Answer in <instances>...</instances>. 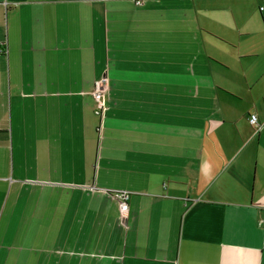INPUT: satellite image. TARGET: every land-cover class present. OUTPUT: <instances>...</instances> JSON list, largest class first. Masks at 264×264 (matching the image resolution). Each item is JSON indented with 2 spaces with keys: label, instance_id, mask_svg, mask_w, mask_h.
<instances>
[{
  "label": "crops",
  "instance_id": "1",
  "mask_svg": "<svg viewBox=\"0 0 264 264\" xmlns=\"http://www.w3.org/2000/svg\"><path fill=\"white\" fill-rule=\"evenodd\" d=\"M261 7L0 0V264H264Z\"/></svg>",
  "mask_w": 264,
  "mask_h": 264
},
{
  "label": "built area",
  "instance_id": "2",
  "mask_svg": "<svg viewBox=\"0 0 264 264\" xmlns=\"http://www.w3.org/2000/svg\"><path fill=\"white\" fill-rule=\"evenodd\" d=\"M136 5L141 4V0H134ZM261 10L264 9V7L260 8ZM3 51L1 45H0V53ZM94 90H93V96L96 102V108H95V114L102 118L103 113L106 110L105 105V95H104V87H103V80L98 79L94 82ZM249 123L252 125V127L255 129V131H258L261 128V124L258 121V118L256 114L251 113L248 117ZM112 196L118 203V208L121 216H126L127 210H128V199L130 196V193L128 191H114L112 193Z\"/></svg>",
  "mask_w": 264,
  "mask_h": 264
}]
</instances>
